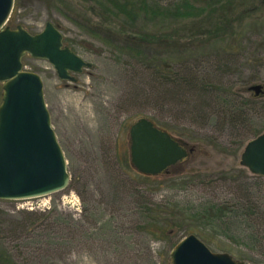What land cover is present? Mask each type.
Wrapping results in <instances>:
<instances>
[{
	"label": "rangeland",
	"instance_id": "rangeland-1",
	"mask_svg": "<svg viewBox=\"0 0 264 264\" xmlns=\"http://www.w3.org/2000/svg\"><path fill=\"white\" fill-rule=\"evenodd\" d=\"M190 1L204 8L202 18H142L133 27L95 0H15L8 26L37 34L51 22L65 46L92 66L74 83L61 80L46 60L23 59L24 70L44 83L71 182L50 196L0 200L5 264H171L173 249L191 234L204 243L211 234L214 243L205 244L214 253L264 264V177L241 165L246 144L264 133V95L248 91L253 85L264 90V0ZM124 30L171 40L143 49L148 60L155 63L151 54L157 52L156 60L181 65L183 72L220 77V89L250 101L248 121L239 128L223 125L207 96L196 111L199 99L159 80H168L167 73L159 77L140 64L135 48L126 46L124 53ZM170 89L176 94L168 97ZM2 93L0 83V105ZM142 118L194 151L168 173H139L131 161L130 129ZM240 203L256 212L246 233L216 235L192 212L208 204L239 211L245 208ZM255 233L257 242L241 239Z\"/></svg>",
	"mask_w": 264,
	"mask_h": 264
},
{
	"label": "water",
	"instance_id": "water-1",
	"mask_svg": "<svg viewBox=\"0 0 264 264\" xmlns=\"http://www.w3.org/2000/svg\"><path fill=\"white\" fill-rule=\"evenodd\" d=\"M15 0H0V200H29L50 196L69 187L71 176L52 126L41 77L24 70L31 56L48 61L63 81L92 65L64 45L60 29L48 22L31 34L23 26H8ZM264 95L262 85L249 87ZM131 161L143 175L158 176L188 156L187 149L154 122L142 118L130 129ZM241 165L264 177V133L248 142ZM174 229L168 231L173 234ZM171 264H246L231 255L214 253L195 235L185 237L172 251Z\"/></svg>",
	"mask_w": 264,
	"mask_h": 264
},
{
	"label": "trees",
	"instance_id": "trees-1",
	"mask_svg": "<svg viewBox=\"0 0 264 264\" xmlns=\"http://www.w3.org/2000/svg\"><path fill=\"white\" fill-rule=\"evenodd\" d=\"M100 3L108 12V14L115 18L116 20L122 21V24L130 25L133 27L137 26V23L141 21L142 18L145 19H154L157 17L172 18L176 20H191L194 18H202L204 8L193 4L190 0H172L167 3H163L162 0H95ZM227 22H229V18L227 17ZM125 23V24H124ZM122 26V28L124 27ZM125 28V27H124ZM124 36L127 37V41L124 47L126 48L124 53H128L129 49H136L137 52L134 54V58L138 59L140 64H144L148 67V69L152 70L159 77L161 74H168V80L164 79L161 82H167V84L175 85L174 88L176 93L183 94L182 96H192V98L199 99L198 107L196 111H201L204 104H207V97L213 98V105L217 108L215 110V118L217 120L222 119L221 121L224 124L231 125L232 127L239 128L240 123L242 121H248L249 119V106L250 101L240 97V93L238 91L233 92L232 90L223 91L219 88L222 85V80L219 77H209V75L204 76L207 77L205 79L202 78V75L198 70H185L184 72L179 69V66L169 63L168 61H164L161 59L156 60V53L151 54L154 56L155 63H151L146 57V53H144L145 48L151 47L154 44H159L162 46L163 43L169 44L171 40H165L164 42L161 40H156V36H151L146 33H138L137 36L133 35L134 38L130 35H127V31H123ZM135 34V33H134ZM149 39V40H148ZM127 46V47H126ZM170 46V45H169ZM172 47V46H170ZM228 53V51H227ZM132 56V57H133ZM137 56V57H136ZM162 57V55H161ZM183 65V64H182ZM182 67V66H181ZM171 73V74H170ZM173 74V75H172ZM172 75V76H171ZM215 78V80H214ZM214 80V83L212 82ZM218 83V84H217ZM204 84V85H203ZM207 84L213 85V89H207ZM217 84V85H215ZM174 89H170L169 92H166L168 97L175 95ZM207 96V97H206ZM210 105V104H209ZM260 135V134H259ZM147 176V175H146ZM151 177V176H149ZM241 207H245L241 210H237L233 208V210L217 205V204H208L199 206L198 208H193L192 212L194 215L201 220L202 226H208L215 231V234L218 235V231H222L225 236L227 234L234 232L246 233L247 229L244 225H249L250 228H253L254 222L251 219V216L255 215L256 212H248L246 210V205L244 203ZM206 229V230H207ZM168 229L166 232L170 231ZM166 234V233H165ZM214 234V235H215ZM255 235H251L249 239V235H246L243 240H254ZM209 240H204L205 243H214L213 236L209 234ZM259 239L255 238L254 241H258ZM4 256L0 254V264L7 262ZM10 262V261H8Z\"/></svg>",
	"mask_w": 264,
	"mask_h": 264
},
{
	"label": "flooded vegetation",
	"instance_id": "flooded-vegetation-1",
	"mask_svg": "<svg viewBox=\"0 0 264 264\" xmlns=\"http://www.w3.org/2000/svg\"><path fill=\"white\" fill-rule=\"evenodd\" d=\"M181 143V142H180ZM182 144V143H181ZM184 145V144H183ZM192 149V148H191ZM194 151V149L192 150V152ZM191 152H188V154H190Z\"/></svg>",
	"mask_w": 264,
	"mask_h": 264
}]
</instances>
